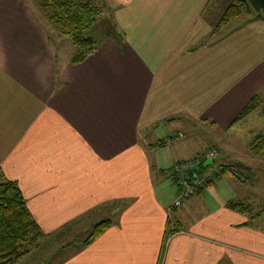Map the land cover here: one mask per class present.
Wrapping results in <instances>:
<instances>
[{"label":"crops","instance_id":"1","mask_svg":"<svg viewBox=\"0 0 264 264\" xmlns=\"http://www.w3.org/2000/svg\"><path fill=\"white\" fill-rule=\"evenodd\" d=\"M107 1L122 36L74 62L33 2L0 0V169L49 245L111 222L58 264H264L262 218L234 208V181L176 208L169 175L207 152L180 145L200 126L231 133L255 104L264 118V20L215 41L212 0Z\"/></svg>","mask_w":264,"mask_h":264},{"label":"rangeland","instance_id":"2","mask_svg":"<svg viewBox=\"0 0 264 264\" xmlns=\"http://www.w3.org/2000/svg\"><path fill=\"white\" fill-rule=\"evenodd\" d=\"M30 1L33 2L32 5L34 6V9H38V16L41 21H43L50 29L52 28L53 32L51 31V35L56 39V41L59 39H62V41L64 40L63 45L58 47V52H60L59 54L65 58L75 56L77 54V49L67 39L61 37L59 32H57L58 30L52 26L50 20L48 19L49 16L46 15L48 9H42V6L45 4L46 0ZM74 1L89 2L98 8L97 11H99V15L96 18V21L84 32V36L94 43V49H96V47L102 44L106 39L111 37L120 38L122 36V32L120 30H117L118 32L116 34L114 32L112 33V30H110L111 27H117L114 20V13L117 9H113V6L107 0ZM233 4L234 2L231 0H212L210 8L207 9L205 19L211 25L215 26V41L221 39L224 34L228 35L229 33L235 31V29L245 25L248 21L259 15L254 10H252L250 14L243 12L239 18H235L227 26H224L222 29H218L220 23L224 21L227 11L233 8ZM211 41L212 38L209 39V42ZM257 115L258 113H254L250 118L248 117L249 119L246 120V122H244L242 125H239L238 127H235L231 133L223 131V127L212 129L210 126H206L208 129L206 132V128L203 127L205 125H203L199 127L202 130L203 135H200L198 140L190 142L189 139L187 141L185 140L187 139L186 137L185 139H181L179 141L181 147L185 148L186 151L187 149H190L191 152L196 151L198 154H202V152L205 151H207L206 153L211 151L217 153V158L215 159L216 165L214 164V167L211 169H205V172L207 173L206 177H208V185L222 177L234 181L238 186V189L240 187L242 194H245L246 196L245 199L247 201H244V203L247 204V211L258 218H262L261 221H257V224L259 227L263 228L264 158L255 157L250 150L253 137L259 134L264 135V118L261 117V120H257V117L253 118V116ZM204 130L205 133L203 132ZM181 131L187 133V129L185 128H183ZM95 220L96 219H94V221ZM103 222H107V220L102 221L99 224ZM89 225L90 224L88 222V226ZM255 226H257L256 223ZM82 230L83 229L80 230V238H54L51 242V245H49L47 238H44L39 243V246L37 247L38 250H34L32 255L24 259L22 264H58L59 259V261L62 263L64 258H67L71 252H75L77 250L78 244L88 240L90 237V231L86 236V230ZM78 240H81V242ZM77 241L79 243H77ZM72 242H76V245ZM72 245L73 248L70 249ZM48 246L49 248L47 250ZM52 253L57 254L58 258L53 256L51 259Z\"/></svg>","mask_w":264,"mask_h":264},{"label":"trees","instance_id":"3","mask_svg":"<svg viewBox=\"0 0 264 264\" xmlns=\"http://www.w3.org/2000/svg\"><path fill=\"white\" fill-rule=\"evenodd\" d=\"M231 1L234 2L233 8L227 11L224 21L220 23L218 29H222L235 18H239L243 12L250 14L252 10L264 20V0ZM42 9H48L46 15L49 16L48 19L52 26L58 30L61 37L67 39L77 49L78 54L74 62L84 59L96 50L94 43L84 36V32L99 15L96 6L85 1L46 0ZM114 27L110 28L112 33L116 31V27ZM257 111V105H252L240 114L232 126H237ZM250 150L255 157L264 158V135L261 134L253 138ZM199 157L202 155L195 158ZM214 164L216 165V163ZM202 168L205 169L204 164ZM172 180L176 183V178L172 177ZM237 205L234 206L235 209L247 210L244 204ZM110 224L111 222L107 221L97 225L89 237V242L100 236ZM44 238L45 235L31 215L19 186L8 180L0 169V264H17L29 255L32 249L38 247Z\"/></svg>","mask_w":264,"mask_h":264},{"label":"built area","instance_id":"4","mask_svg":"<svg viewBox=\"0 0 264 264\" xmlns=\"http://www.w3.org/2000/svg\"><path fill=\"white\" fill-rule=\"evenodd\" d=\"M216 158L217 153L211 151L202 157L180 162L170 171L169 175L176 178L175 184L178 188V197L174 203L176 208L181 207L185 201L196 197L207 188L208 177L202 165L208 160H213L215 163Z\"/></svg>","mask_w":264,"mask_h":264},{"label":"water","instance_id":"5","mask_svg":"<svg viewBox=\"0 0 264 264\" xmlns=\"http://www.w3.org/2000/svg\"><path fill=\"white\" fill-rule=\"evenodd\" d=\"M214 165L213 160H208L205 164H204V168L208 169L209 167H212Z\"/></svg>","mask_w":264,"mask_h":264}]
</instances>
